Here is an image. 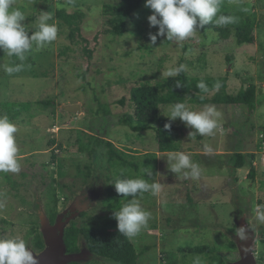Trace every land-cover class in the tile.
Here are the masks:
<instances>
[{
    "label": "rangeland",
    "instance_id": "obj_1",
    "mask_svg": "<svg viewBox=\"0 0 264 264\" xmlns=\"http://www.w3.org/2000/svg\"><path fill=\"white\" fill-rule=\"evenodd\" d=\"M116 1L14 0L13 6L25 13L26 29L36 28L37 17L46 11L53 15L58 34L56 41L43 48H37L33 42L24 61L0 50L3 61L0 110H5L2 103H27L18 107L22 110L20 117L11 120L18 128L15 138L20 170L0 172V237L18 236L28 247L35 248L29 243L39 228L36 201L42 204L47 216L59 214L80 186L96 177L102 184L101 201L96 209L88 208L86 215L77 214L72 221L84 226L90 219L98 216L102 219L109 211L104 205L106 187L114 176L123 174L122 177H142L161 184L157 195L149 192L137 196L150 213L147 227L130 239L139 254L137 264H211L206 255L189 251L202 245L214 247L220 256L224 254L226 264L238 261L237 246L228 248L234 236L226 231L238 229L239 218H234L235 197L248 202L242 214L246 219L243 225L254 228L252 254L257 263V257L264 259V225L255 221L256 206L264 205V0H226L220 6V11L224 7L241 6L256 19L253 42L243 44H238L234 37L219 41L212 29L196 31L182 42L158 36L153 43L149 33L155 34L157 27H149L150 8L135 11L127 20L123 35L112 36L108 32L110 27L104 23L109 15L104 16L102 9ZM59 8L67 13L75 9L84 13L78 35L87 43L81 41L77 47L69 42L68 24L54 13ZM187 40L191 47L184 52L182 47ZM84 46L92 51L91 57L81 50ZM181 58L188 77H214L223 82L204 94L208 99L206 104L185 103L196 111L212 105L221 113L219 127L212 136L198 135L192 139L188 137L192 129L179 118L174 120L179 127L178 151L190 154L191 160L199 165L200 177L184 179L172 173L167 163L172 152L156 153V163L149 155L139 157L129 167L108 161L105 147L98 145L91 135V127L98 128L102 121L101 114L95 112L98 105L107 103L110 107L106 138L113 146L140 156L157 150L153 130L136 133L126 126L112 125L116 118L130 111L128 102L120 106L116 101L128 97L130 89L137 84L168 77V69L178 67ZM18 65L19 71H6L7 67ZM32 71L39 77H33ZM43 72L45 76L41 75ZM218 91L224 92L230 103L209 102ZM245 91L255 95L252 114L240 103ZM39 101L52 103L41 105ZM176 102L181 100L175 96L170 104H161L160 115H167L169 107ZM65 104H79L81 111L67 112L63 109ZM205 145L213 149L211 154L204 153ZM236 149L247 159L237 169L230 162ZM252 167L254 174L249 176ZM145 171H151L152 175ZM86 264L114 263L93 259Z\"/></svg>",
    "mask_w": 264,
    "mask_h": 264
},
{
    "label": "trees",
    "instance_id": "obj_2",
    "mask_svg": "<svg viewBox=\"0 0 264 264\" xmlns=\"http://www.w3.org/2000/svg\"><path fill=\"white\" fill-rule=\"evenodd\" d=\"M225 4L226 0H220L221 7ZM142 8H148L145 6L144 0H117L115 3L105 4L103 6L102 13L104 16L109 15L108 19H105L104 21V23L110 27L108 28V32L115 37L123 35L127 29V20L132 17L135 11ZM49 11H51V6ZM54 13L59 20L68 24L69 30L66 34V38L72 45H78L77 47H79L82 42L87 43L85 38L78 35L81 20L84 16L82 11L75 9L72 12L67 13L65 9L59 8ZM219 14L235 17V23L224 26H217L214 23H210L205 25L202 29L198 28L196 31L203 33L208 29H212V32L216 33L215 35L218 37L219 41L234 37L238 44L253 42V31L256 28V19L247 15L244 8L241 6L234 9L224 7ZM26 30L29 34H31L36 31V28L30 27ZM190 47L189 40H187L182 48L183 51L186 52ZM81 50L87 57H91L92 51L88 50L86 46H84ZM181 60L182 58L180 59L179 66L181 65ZM2 65L3 61L0 60V67H2ZM31 73L33 77H39L38 73L34 71ZM41 75L45 76V73L43 72ZM177 82L180 83V87H176ZM200 83L206 85L207 91L198 87ZM217 84L219 86L223 85L221 78H191L186 75L185 70L179 75L164 77L156 82H143L137 84L130 89L128 97L122 96L116 101V103L120 106H124L128 102L130 111H126L120 117L116 118V122L112 125H123L128 127L132 132L136 133L153 130L156 133L158 152L165 153L178 151L179 149L176 143V136L179 131V127L175 121H169L168 117L160 115V105L170 104L169 102L175 96L183 103L206 104L208 99L204 96V94L213 90ZM241 98L242 101L240 103L245 104L248 111L252 114L256 106L254 93L252 91H245L241 95ZM209 102L227 104L230 103V99L224 92L218 91ZM9 103H2V108L5 110H3V112L0 110V115L6 114L10 120L19 118L22 110L18 107L22 105V107H25L27 103ZM39 103L41 105H49L52 102L39 101ZM95 112L98 115L101 114L102 121L99 123L98 128L94 126L91 127V135L96 139L98 145L105 147L106 154L108 155V161L121 167H129L130 165H133L135 160L139 157L149 155L151 158L150 160L156 163V152H147L141 156L133 155L131 153L133 152L132 150H119L113 146V143L109 139L106 138V130L108 129H106V127L109 126L110 122L108 120L109 117H111V110L107 103H100ZM107 121L108 123L106 124ZM166 123L171 125L170 129H165L164 125ZM50 144H55V141L52 139ZM234 151L235 152L230 157V162L237 169L244 166L247 159L239 149ZM52 160H54V156ZM253 174L254 168L252 167L250 168L248 175L253 176ZM22 175L23 177H26V173H23ZM116 178L117 176H114L111 183H113ZM111 183H109L106 187V203H103L109 208L107 215L103 216L102 219H100L99 216V218L96 217L95 219H90L84 226L76 225V223L72 221L70 226L65 229L64 238L67 250L68 252H76L83 245L91 252L99 256L102 260L106 259L114 264H137L139 254L136 253L134 245L130 239L126 238L117 231L116 220L113 217V212L119 210L123 203L126 202V198L118 195L115 191L114 185ZM131 198V196L128 197V199ZM37 205L38 203L35 207H37ZM84 215H86V212H83L81 216ZM48 216L50 220L53 221L55 215L49 214ZM29 244L39 250L43 248L42 235L38 227L32 241ZM228 248H236V245L232 240H229ZM189 251L194 254L206 255V259L209 260L211 264H226L224 262L225 255H218L220 252H217V250L212 246H196ZM70 264L81 263L72 262Z\"/></svg>",
    "mask_w": 264,
    "mask_h": 264
},
{
    "label": "clouds",
    "instance_id": "obj_3",
    "mask_svg": "<svg viewBox=\"0 0 264 264\" xmlns=\"http://www.w3.org/2000/svg\"><path fill=\"white\" fill-rule=\"evenodd\" d=\"M145 6L151 9L147 17L149 27H157L155 34L149 33L150 40L155 43L158 36H163L168 41L182 42L192 36L196 30L205 25L214 23L224 26L235 23V17L220 13V0H144ZM14 0H0V50L9 57L15 56L20 61L26 59L35 43L37 48L56 41L58 34L57 23L49 12H43L37 17L36 31L29 34L23 21L26 16L19 8H15ZM219 14V15H218ZM52 21V23H49ZM20 66L7 67L6 71L12 73L19 71ZM184 71V65L168 69L169 77L179 75ZM177 82L176 87H180ZM198 87L207 91L205 84ZM216 87H219L217 84ZM169 121L179 118L186 127L192 129L188 137L195 139L199 136H212L219 127L221 113L212 105H205L201 110H192L183 102H176L168 109ZM165 129L171 125L166 123ZM18 128L6 115H0V172L17 173L20 170L18 161V147L15 134ZM157 151V150H156ZM158 152V151H157ZM213 149L204 146V153L211 154ZM162 153V152H160ZM167 163L169 170L184 179H198L201 175L199 165L191 160V156L183 151L169 153ZM151 176V171H145ZM118 176L111 184L126 202L113 212L116 220L117 231L128 239L136 237L143 228L147 227L150 213L146 211L137 198L139 194L151 193L157 195L161 191V184L157 181L149 182L142 177ZM87 196V192L84 193ZM131 196V199L128 197ZM255 221L264 225V205L258 204L255 208ZM236 238L243 245L250 238V230L246 225H241L236 232ZM242 250L246 251V249ZM0 264H37V260L26 245V241L18 236L0 237ZM70 264V263H69ZM81 264H86L81 263Z\"/></svg>",
    "mask_w": 264,
    "mask_h": 264
},
{
    "label": "water",
    "instance_id": "obj_4",
    "mask_svg": "<svg viewBox=\"0 0 264 264\" xmlns=\"http://www.w3.org/2000/svg\"><path fill=\"white\" fill-rule=\"evenodd\" d=\"M63 109L67 112L73 113L81 111L79 104H65ZM98 188V191L92 197L93 200L91 203L90 200L87 199L84 204L78 208H75L74 202L77 201L79 194L83 191V188H80L78 193L72 197V200L68 206L56 216L54 223H51V220L43 209L42 204L37 200V203L39 204L37 216L39 219V230L43 240V248L39 251H34L31 247H28L36 258L37 264H69L72 262L85 263L90 259V251L83 247H81L76 252H68L64 236L65 229L70 225V221L75 217V215L88 210V208H94L98 206L99 202L101 201L102 184H100ZM69 210H76V212L70 215L67 220H63V215ZM238 218L236 225L239 228L244 222H246V219L243 215ZM66 224L68 225L66 226ZM253 239H255V235L253 232H251L249 240L244 242L242 245L241 242L236 238L235 234L234 242L237 246L240 258L238 261L227 262V264H257L252 254ZM242 248L246 249V251L242 250Z\"/></svg>",
    "mask_w": 264,
    "mask_h": 264
},
{
    "label": "flooded vegetation",
    "instance_id": "obj_5",
    "mask_svg": "<svg viewBox=\"0 0 264 264\" xmlns=\"http://www.w3.org/2000/svg\"><path fill=\"white\" fill-rule=\"evenodd\" d=\"M99 185H100V179H99V177H96V178H92V179H90V180H87V182L85 183V184H83L82 186H80V188H83V191L79 194V196H78V198H77V201L76 202H74V207L75 208H78V207H80L82 204H84L85 203V201H87V199H89L90 200V203L92 202V200H93V196L96 194V192L98 191V187H99ZM79 188V189H80ZM85 192H87V196H85L84 195V193ZM78 193V191L73 195V196H75L76 194ZM72 196V197H73ZM233 204H234V206H235V212H234V218H238V217H240L242 214H243V212L244 211H246L245 209H244V206L246 207L247 206V204H248V202H246L244 199H241V200H239L237 197H235L234 199H233ZM37 204V202L35 203V205ZM39 205V204H38ZM38 205H37V207H36V212H37V210H38ZM95 208V207H94ZM96 209V208H95ZM76 212V210H69L67 213H65L64 215H63V220H67V218L70 216V215H72V214H74ZM83 212H86V211H83ZM83 212H81V213H79V215L81 216L82 214H83ZM58 214H56L55 215V217H54V219H53V221H51V223H54V221H55V218H56V216H57ZM38 217V216H37ZM38 221H39V219H38ZM74 221V220H73ZM71 222H72V220L70 221V224H71ZM70 226V225H69ZM68 226V227H69ZM249 230H250V235H251V232L253 231V233H254V228L253 227H250L249 228ZM227 231V233L230 235V236H234V233L236 232V228H235V230H231V231H229V230H226ZM255 233H257V232H255ZM261 233H257V235L259 236ZM81 247H83V248H86V247H84L83 245L81 246ZM80 247V248H81ZM34 251H38L39 249H36V248H32ZM86 249H88V248H86ZM41 250V249H40ZM89 250V249H88ZM90 251V250H89ZM93 259H100V260H102L99 256H97L96 254H94L93 252H91L90 251V259L88 260V261H86V263L87 262H89V261H91V260H93ZM260 259V257H257V263L258 264H264V259H262V260H259ZM102 261H108V260H106V259H103ZM109 262H111V261H109Z\"/></svg>",
    "mask_w": 264,
    "mask_h": 264
},
{
    "label": "crops",
    "instance_id": "obj_6",
    "mask_svg": "<svg viewBox=\"0 0 264 264\" xmlns=\"http://www.w3.org/2000/svg\"><path fill=\"white\" fill-rule=\"evenodd\" d=\"M154 152H156L157 154H158V153H159V154H164V153L157 152L156 150H155ZM165 153H166V152H165Z\"/></svg>",
    "mask_w": 264,
    "mask_h": 264
}]
</instances>
